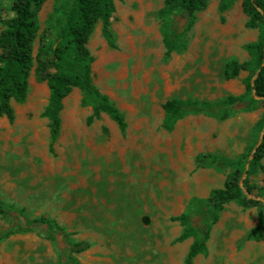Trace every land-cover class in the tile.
Returning <instances> with one entry per match:
<instances>
[{
  "label": "rangeland",
  "instance_id": "374dc122",
  "mask_svg": "<svg viewBox=\"0 0 264 264\" xmlns=\"http://www.w3.org/2000/svg\"><path fill=\"white\" fill-rule=\"evenodd\" d=\"M219 1L208 0L196 12L186 49L168 58L157 15L164 0H114L110 27L116 48L102 36L101 23L95 25L88 41L93 82L124 114V136L104 113L87 124L91 108L81 104V92L74 88L63 101L61 133L51 154L48 121L41 116L48 88L32 70L26 99L12 102L14 120L0 116L5 208L27 220L54 219L70 242L88 241L89 248L75 255L81 264H183L191 238L176 240L182 227L172 217L187 209L191 197L205 198L221 187L228 171L198 167L196 155L237 158L253 143L255 125L264 116V99H259L235 105L223 120L188 114L171 131L161 127L167 99L214 101L244 92L249 72L226 79L224 67L231 59L249 58L243 45L256 39L258 29L245 26L241 0L222 14ZM10 2L0 0L3 19L12 15ZM53 4L46 0L39 10V33ZM38 45L37 38L34 56ZM249 182L262 187L264 175L255 172ZM257 223L255 207L226 203L212 226L210 252L193 263L238 264L245 257L244 264H253L259 244L246 234ZM11 226L0 215V235ZM49 230L34 227L1 239L0 264H56L67 250Z\"/></svg>",
  "mask_w": 264,
  "mask_h": 264
},
{
  "label": "trees",
  "instance_id": "16d2710c",
  "mask_svg": "<svg viewBox=\"0 0 264 264\" xmlns=\"http://www.w3.org/2000/svg\"><path fill=\"white\" fill-rule=\"evenodd\" d=\"M45 1L11 0L9 10L12 15L5 19L0 16V23L3 24L0 30V116L10 122L14 120L12 102L22 103L26 99L28 80L33 70L35 78L45 81L48 88V99L41 116L48 121V150L51 154L55 155L54 145L61 133L63 101L74 88L81 92V104L91 108L87 124L104 113L115 122L124 136L127 128L124 114L107 94L95 86L92 75L94 57L88 48L89 38L98 22L101 23V33L107 44L116 48L110 27L115 14L114 0H54L45 27L39 33L38 13ZM235 1L220 0V13L230 9ZM207 2L164 0L157 15L165 58L186 49L187 35L195 23L196 12L204 9ZM241 8L246 16L245 26L258 29V34L255 40L243 45L249 58L244 61L229 60L224 67V77L231 79L241 71H248L249 76L243 79L244 92L214 101L167 99L162 104L161 122V127L166 131L173 130L176 122L188 114L201 113L223 120L230 116L235 105L264 99V0H241ZM37 38L39 45L34 56L33 46ZM255 128L253 143L235 159L209 152L196 155V166L228 171L221 187L212 188L205 198L191 197L187 209L172 217L182 227L176 240L191 238L183 264H194L197 255L207 254L212 226L224 205L231 201L257 209L258 223L247 232L246 238L255 241L264 239V185L257 188L249 182V176L255 172L264 175V116L257 121ZM101 130L108 134L106 126L103 125ZM256 189L258 191L254 194ZM0 215L12 225L0 235V240L34 227L50 228L48 236L60 248L67 250L58 257L56 264H81L75 255L90 246L85 240L70 242L68 233L54 219L36 217L27 220L13 214L5 208L1 198Z\"/></svg>",
  "mask_w": 264,
  "mask_h": 264
},
{
  "label": "crops",
  "instance_id": "0c3cea01",
  "mask_svg": "<svg viewBox=\"0 0 264 264\" xmlns=\"http://www.w3.org/2000/svg\"><path fill=\"white\" fill-rule=\"evenodd\" d=\"M256 225L257 224H255L254 226H256ZM254 226L250 227V229L253 228ZM211 235H212V229H211V232H210V237H209V239L207 241V254L210 252V239H211ZM252 241L257 242L259 244V249H258L259 252L255 254V256H254V259L255 260L252 259L253 261H255L253 264H264V240H259V241L252 240ZM220 244L221 245H224V242L221 241ZM221 245H220V248H222ZM206 255L199 254L196 257L206 256ZM244 263H246L245 262V257H243V258L241 257V258L238 259V264H244Z\"/></svg>",
  "mask_w": 264,
  "mask_h": 264
},
{
  "label": "water",
  "instance_id": "95a60500",
  "mask_svg": "<svg viewBox=\"0 0 264 264\" xmlns=\"http://www.w3.org/2000/svg\"><path fill=\"white\" fill-rule=\"evenodd\" d=\"M255 98H258L257 96H255ZM260 136H262V133L260 134Z\"/></svg>",
  "mask_w": 264,
  "mask_h": 264
}]
</instances>
